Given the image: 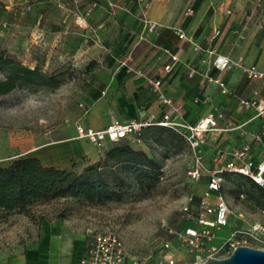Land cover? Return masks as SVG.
<instances>
[{
    "label": "rangeland",
    "instance_id": "rangeland-1",
    "mask_svg": "<svg viewBox=\"0 0 264 264\" xmlns=\"http://www.w3.org/2000/svg\"><path fill=\"white\" fill-rule=\"evenodd\" d=\"M109 1L0 0V56L37 68L47 77L46 83H17L9 92L0 94V165L8 166L22 156H38L42 162L54 157L55 163L66 165L55 166L76 174H88V166L100 163L102 177L112 180L117 176L118 182L123 183L103 202L56 197L34 201L23 212L0 217V264H12V260L21 257L25 249L36 242L46 223L55 229L63 218L81 219L86 226L97 230L116 231L130 255L156 258L170 242L175 246L176 256L182 258L184 250L175 243L178 233L191 220L184 206L195 207L208 181L207 174L200 180L186 175L193 162V151L178 130L182 127L145 125L140 139L132 136L100 147L82 139L94 156L77 153L66 162L59 158L61 147L75 135L76 123L91 102L86 79L94 69L105 66L109 58V67L132 66L131 58L124 64L122 57L130 47L133 56L135 50L140 51L145 46L147 40L142 36L146 28L142 18L154 19L160 26L181 22L187 32L198 6L206 5L209 8L201 25L213 20L216 13L220 14L214 23L220 33L211 36L212 45L223 47L233 58L248 54L258 61L262 55L264 63V0H112L117 4L113 9L108 7ZM190 5L193 13L186 17L184 11ZM88 7L92 8L89 15ZM232 32L236 40L227 38V33ZM206 41L205 38L204 45ZM200 50L206 49L201 45ZM211 55L214 58L215 55ZM236 68L215 70L217 76L228 82L227 92L223 93L225 99L221 101L228 115L241 106L240 98L250 95L258 84L255 80L245 81L244 76L234 83L231 77ZM7 71L0 68V79L6 77ZM221 93V90L217 92ZM173 119L187 122L181 111ZM225 133H221L215 146L233 142L237 148L242 144L244 135L229 131L232 140ZM256 134L264 141V124ZM125 145L143 150L148 160L142 156L128 162L107 159L111 148ZM136 161H142L143 166ZM138 168L142 169V179L138 177ZM222 193L235 212L243 213L244 221L233 220L239 227L264 219L260 213V208L264 207L262 192L245 177L226 175ZM215 198L216 193L212 192L208 200ZM234 224L221 227L217 233L227 237ZM249 243L261 246L254 240ZM230 253L227 248L220 250L217 256L226 257Z\"/></svg>",
    "mask_w": 264,
    "mask_h": 264
},
{
    "label": "crops",
    "instance_id": "crops-1",
    "mask_svg": "<svg viewBox=\"0 0 264 264\" xmlns=\"http://www.w3.org/2000/svg\"><path fill=\"white\" fill-rule=\"evenodd\" d=\"M108 7H110L109 3ZM208 8L206 5L198 6L196 15L192 17L190 25L186 28L187 32L181 22L169 26H160L159 24L156 29L150 30L142 18L141 22L146 28V32L142 36L143 39L147 40L145 46L140 51L135 50L133 56H131L133 50L130 47L124 51L126 54L122 57V62H126V64L128 58H131L133 70L123 65L109 67L111 58L106 60V65L102 68L94 69L90 73V77L86 79L89 82L88 94L91 102L88 103V107L79 122L95 129L105 127L113 119L120 121L134 119L148 122L146 125L158 124L163 119L168 106L158 100V95L150 80L160 79L164 93L172 98L176 105H181L180 111L184 113L187 123L196 124L210 113H223V117L219 119V124L227 129L207 132L204 141L201 143V154L209 168L224 164L231 151L248 142L252 145L254 157L261 159L264 155V141L256 137V132L259 126L264 124V118L262 119L264 114L259 113L256 104L250 106L241 104L228 115L225 112L226 105L222 106L221 104V101L225 99L224 94L226 92H222L216 82L209 80L210 76H217L215 70L219 71L214 67V58L211 57L209 51L212 49L218 53L229 54L223 50V47L215 48L212 45L211 36L214 37V31L218 28L215 27L214 23L217 19L219 20L220 14L216 13L213 20L206 21L205 24L201 25L207 16ZM81 16H79L80 19H82ZM180 28L188 37H192L195 43L203 45L206 50H197L191 41L180 38L178 35ZM226 36L236 40L234 32L227 33ZM205 38L207 40L206 45L203 44ZM170 53L177 54L179 61L172 70L168 71L165 69V65L172 62ZM240 56L243 57L239 54L235 58ZM260 57L256 61L247 54L243 59L248 64L254 63L264 69V63L261 62L262 55ZM242 76L245 77V81L255 80L258 84L250 95L246 98L241 97L240 101L241 99H250L257 103H263L264 79L251 80L242 72V68L237 67L231 80L235 83ZM221 78L228 84L225 78ZM219 90H221V94H217ZM232 130L236 134L244 135L243 142L239 147L234 148L235 143L233 142L222 147L215 146L223 132H226L225 135H229L230 139L234 140L232 133H229ZM76 134L77 131L60 149L61 156L59 158L63 162H66L67 159L71 160L77 153L78 155L94 156L91 148L85 147L84 141L77 138ZM52 158V160H43V163L60 167L66 166L64 163H55L56 159ZM45 226L44 232L40 231L37 235L36 242L27 247L21 254L22 256L12 260L11 263L81 264L87 238V226L84 221L63 218L55 229L48 223ZM224 237L217 233L212 244H220Z\"/></svg>",
    "mask_w": 264,
    "mask_h": 264
},
{
    "label": "built area",
    "instance_id": "built-area-1",
    "mask_svg": "<svg viewBox=\"0 0 264 264\" xmlns=\"http://www.w3.org/2000/svg\"><path fill=\"white\" fill-rule=\"evenodd\" d=\"M94 5L97 2L93 3ZM110 7L113 9L116 3L110 1ZM92 11L88 7L86 13L89 15ZM228 12H231L228 9ZM193 7L187 6L184 16L191 15ZM144 22L150 30H154L159 26L157 21L144 17ZM220 33V29L216 28L214 36ZM180 38L191 41L194 48L201 49V45L195 43L192 37H188L180 28L178 29ZM210 54H214L213 65L219 71L229 69L231 67H240L246 76L253 79H264V69L257 64H248L243 57L233 58L229 55L218 53L210 50ZM172 62L165 65V69L172 70L179 61L177 54L170 53ZM126 64V62H123ZM133 70L131 65L128 66ZM209 80L216 82L222 92H227V84L220 76H210ZM151 84L158 95V100L167 105L163 119L158 123L161 125H178L180 133L187 140L189 147L193 151V164L187 168L186 175L193 180H200L205 174L208 175L206 188L199 197L194 208L191 205H185L184 210L190 216L188 224H186L178 233L176 245L184 250V255L179 258L174 253L173 245L167 242L160 255L156 258L130 255L127 252L126 244L119 233L113 230H97L91 226L86 227V248L82 257L81 264H192L195 262H203L209 256H217L220 250L227 248L232 252L238 245H250L249 241L254 240L260 244L259 248L264 249V219L250 221L249 226L239 227L238 222L244 221L245 217L242 212H235L234 208L222 193L224 171L243 174L264 188V155L261 159H256L252 152L251 143H246L242 147L234 149L229 153L227 161L214 168H209L201 154V143L204 141L205 134L209 131H222L227 129L219 124V119L223 117V113H210L206 117L200 119L196 124L187 122H179L174 120L181 110V105H176L172 98L168 97L162 90V82L160 79H151ZM244 106L256 104L260 114H264V101L257 103L255 100L241 99ZM148 122L130 120L120 121L113 119L108 125L102 128L87 127L81 122L76 123V137L86 139L96 146H103L107 142L117 143L126 138L134 137L138 139L143 126ZM122 134V135H121ZM257 138H261L256 135ZM216 193L215 200H208L211 193ZM242 195V194H241ZM192 200V197H189ZM260 213L264 216V208H260ZM234 224V228L230 235L224 237L220 244H212V240L217 235V230L223 226ZM255 247V246H254Z\"/></svg>",
    "mask_w": 264,
    "mask_h": 264
},
{
    "label": "trees",
    "instance_id": "trees-1",
    "mask_svg": "<svg viewBox=\"0 0 264 264\" xmlns=\"http://www.w3.org/2000/svg\"><path fill=\"white\" fill-rule=\"evenodd\" d=\"M0 68L8 70L6 77L0 79V94L9 92L17 83H46L47 77L39 69L26 66L11 57L0 56ZM135 156L148 160L143 150L134 149L130 145L116 146L107 152V159L115 162H128L131 158L133 161ZM136 162L143 166L142 161ZM99 168L100 163H94L87 167L88 174H76L68 168L44 164L38 156H22L8 166L0 165V217L11 212H23L34 201L56 197L72 196L92 203L103 202L123 183L118 182L117 176L112 180L102 177ZM141 170L138 168L140 179ZM226 175L245 177L260 188L264 197V188L249 177L224 171L223 180Z\"/></svg>",
    "mask_w": 264,
    "mask_h": 264
},
{
    "label": "water",
    "instance_id": "water-1",
    "mask_svg": "<svg viewBox=\"0 0 264 264\" xmlns=\"http://www.w3.org/2000/svg\"><path fill=\"white\" fill-rule=\"evenodd\" d=\"M192 264H264V249L241 244L226 257L209 256Z\"/></svg>",
    "mask_w": 264,
    "mask_h": 264
},
{
    "label": "snow or ice",
    "instance_id": "snow-or-ice-1",
    "mask_svg": "<svg viewBox=\"0 0 264 264\" xmlns=\"http://www.w3.org/2000/svg\"><path fill=\"white\" fill-rule=\"evenodd\" d=\"M122 135V134H121Z\"/></svg>",
    "mask_w": 264,
    "mask_h": 264
}]
</instances>
